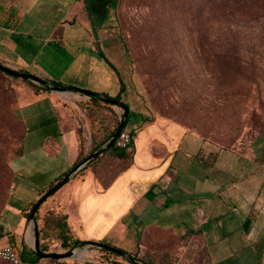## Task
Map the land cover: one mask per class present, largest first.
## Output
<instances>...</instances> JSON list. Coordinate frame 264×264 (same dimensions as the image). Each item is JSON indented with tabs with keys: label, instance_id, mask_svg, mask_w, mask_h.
Segmentation results:
<instances>
[{
	"label": "crops",
	"instance_id": "0c3cea01",
	"mask_svg": "<svg viewBox=\"0 0 264 264\" xmlns=\"http://www.w3.org/2000/svg\"><path fill=\"white\" fill-rule=\"evenodd\" d=\"M111 10L94 30L84 0H0V63L49 85L120 94L128 107V163L105 184L89 170L55 192L70 234L80 245L101 242L134 257L111 254L89 264H264V129L244 149L211 148L181 123L150 115ZM26 81L14 108L22 139L10 161L17 181L8 205L19 215L12 234L20 235L21 209L85 153L64 99ZM78 251L82 260L88 255Z\"/></svg>",
	"mask_w": 264,
	"mask_h": 264
},
{
	"label": "rangeland",
	"instance_id": "374dc122",
	"mask_svg": "<svg viewBox=\"0 0 264 264\" xmlns=\"http://www.w3.org/2000/svg\"><path fill=\"white\" fill-rule=\"evenodd\" d=\"M112 7V21L131 64V81L150 115L181 123L211 148L244 149L264 129V0H117ZM29 86V81L0 71V247L8 243L32 260L31 222L25 218L21 235L12 234L19 215L8 207L17 181L10 161L20 153L22 139L14 108ZM58 95L67 117L74 120L84 155L122 114V109L117 116L113 106L92 102L81 93ZM116 157L105 151L72 178L92 170L105 184L128 163V156L119 161ZM37 212L45 252L68 250L61 245L55 193ZM74 248L88 253L75 264L113 257L94 246ZM0 264L10 263L0 259Z\"/></svg>",
	"mask_w": 264,
	"mask_h": 264
},
{
	"label": "water",
	"instance_id": "95a60500",
	"mask_svg": "<svg viewBox=\"0 0 264 264\" xmlns=\"http://www.w3.org/2000/svg\"><path fill=\"white\" fill-rule=\"evenodd\" d=\"M0 71L12 76V77H18L24 80H30L32 82H35L36 84H39L46 88L49 91L56 92V93H81L86 95L87 97H96L99 100L106 102L111 105H115L118 108L122 109V114L119 117V124L117 128L115 129L113 135L111 136L110 140L100 149L95 150L93 152H90L79 164L74 166L71 170H69L58 182L51 185L45 192H43L39 198H37L29 212L28 219L31 222V228H32V234H33V244L31 245L32 249L35 251L36 256L38 259H70L74 257L75 254V248L68 249L64 252L59 251H51V252H41L40 250V241H39V234H38V226L35 218V214L37 210L39 209L40 205L52 194H54L60 187H62L69 179V177L74 174L77 170L82 168L84 165H86L87 162H89L91 159L101 155L104 153L108 148L111 147V145L114 143V141L119 137L120 133L122 132V129L124 127V120L128 112V107L125 103H123L121 100H117L111 97H104L100 94L79 88V87H72V86H58V85H49L44 79L28 72H20L13 68H11L8 65L0 63ZM87 245L94 246L97 248H103L109 252H113L119 256L127 257L129 260L133 261L132 256L130 254H127L124 250L112 247L110 245L96 242V241H87L83 242L81 245L82 247H86Z\"/></svg>",
	"mask_w": 264,
	"mask_h": 264
},
{
	"label": "trees",
	"instance_id": "16d2710c",
	"mask_svg": "<svg viewBox=\"0 0 264 264\" xmlns=\"http://www.w3.org/2000/svg\"><path fill=\"white\" fill-rule=\"evenodd\" d=\"M116 2L117 0H84V3H85V7H86V10H87V14H88V17H89V20L91 22V25H92V28L95 30L96 27L101 24L104 19H105V16H106V13H107V7L110 6L112 7V4L116 5ZM113 8V7H112ZM115 8V7H114ZM103 11V15H100L99 12ZM96 18L98 20V23H95L96 21ZM53 85H59L58 83H52ZM35 86H37L38 88L42 89V90H46V88H44L43 86L39 85V84H34ZM104 97H108V96H104ZM111 98H114V99H117V100H120V94L114 96V97H111ZM89 99L92 101V102H97V103H102L104 105H107L109 107L113 106L111 104H108L106 102H103L101 100H99L98 98L96 97H89ZM112 111H113V108H112ZM115 114V113H114ZM130 117V114L129 112H127V115L125 117V120H124V127L123 129H125V126H126V123L128 121ZM116 122H114V125L110 128L109 132L107 133V135L104 137H102L101 139L97 140V142H95L88 154L90 152H93L95 150H98L100 148H102L111 138V136L113 135L115 129L117 128L118 124H119V118L117 117ZM130 135V140L129 142L125 145V146H118L116 144V141H114V143L111 145L110 148H108L106 151H111L113 152L117 157L119 158H124L126 159V157L128 156V160L130 157H132V154H133V139H132V132L129 133ZM128 149V151H127ZM21 153V151H20ZM19 153V154H20ZM88 154L86 155H83L81 156L72 166V168L74 166H76L77 164H79ZM103 153L93 159H91L89 162L86 163L85 166L83 167H86L88 165V163H90L91 161H94V160H97L100 156H102ZM82 167V168H83ZM81 168V169H82ZM79 169V170H81ZM78 170V171H79ZM66 174V173H65ZM64 174V175H65ZM63 175V176H64ZM62 176V177H63ZM61 177V178H62ZM59 178V180L61 179ZM58 180V181H59ZM57 181V182H58ZM48 189V188H47ZM35 202V201H34ZM34 202H31L29 203L28 205L24 206L21 211L23 213V216L28 219V215H29V212L34 204ZM35 218L37 219L38 218V212H36L35 214ZM29 220V219H28ZM58 226L60 227V230H59V234L61 235V238H62V241H61V245L63 248H66V249H71V248H74L75 246L77 245H80L81 244V241H79L78 239H74L72 237V235L70 234V230H69V227L67 226V223H66V216L65 215H59V220H58ZM0 230H2V226H0ZM41 232H42V229L41 228H38V234H39V239L41 238ZM12 235V234H10ZM68 236H71L70 238ZM67 239V240H66ZM22 247L26 248V245L24 243H22ZM14 248V247H13ZM15 249V248H14ZM103 252L105 253H110V254H115L113 252H109L103 248H100ZM16 250V249H15ZM40 250L41 252H45L46 251V248L42 245V243H40ZM47 253V252H46ZM22 258H25L24 255H22V253H20ZM29 254L32 255V256H35L34 259L32 260H37L38 257L36 256L35 254V251L33 249H30L29 250ZM134 257H132L133 259Z\"/></svg>",
	"mask_w": 264,
	"mask_h": 264
},
{
	"label": "built area",
	"instance_id": "2783aa9c",
	"mask_svg": "<svg viewBox=\"0 0 264 264\" xmlns=\"http://www.w3.org/2000/svg\"><path fill=\"white\" fill-rule=\"evenodd\" d=\"M130 131L124 129L119 137L115 140L118 146H125L130 140ZM0 259L9 262L10 264H75V256L70 259H37L30 260L22 258L17 250L12 245L6 244L0 247Z\"/></svg>",
	"mask_w": 264,
	"mask_h": 264
},
{
	"label": "bare ground",
	"instance_id": "6f19581e",
	"mask_svg": "<svg viewBox=\"0 0 264 264\" xmlns=\"http://www.w3.org/2000/svg\"><path fill=\"white\" fill-rule=\"evenodd\" d=\"M77 252H78V250L75 249V254H74L75 258H77V259H79V260H82V259H80V258L78 257L79 255L77 256Z\"/></svg>",
	"mask_w": 264,
	"mask_h": 264
}]
</instances>
